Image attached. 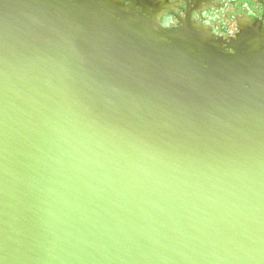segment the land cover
<instances>
[{"label":"water","instance_id":"obj_1","mask_svg":"<svg viewBox=\"0 0 264 264\" xmlns=\"http://www.w3.org/2000/svg\"><path fill=\"white\" fill-rule=\"evenodd\" d=\"M114 1L0 0V264H264V43Z\"/></svg>","mask_w":264,"mask_h":264},{"label":"flooded vegetation","instance_id":"obj_2","mask_svg":"<svg viewBox=\"0 0 264 264\" xmlns=\"http://www.w3.org/2000/svg\"><path fill=\"white\" fill-rule=\"evenodd\" d=\"M116 8L131 14L135 26L160 35L179 30L206 37L225 47L246 34L264 43V0H115ZM154 35V33H153ZM167 37V36H165ZM170 40V39H169ZM233 52L232 48L227 49Z\"/></svg>","mask_w":264,"mask_h":264}]
</instances>
